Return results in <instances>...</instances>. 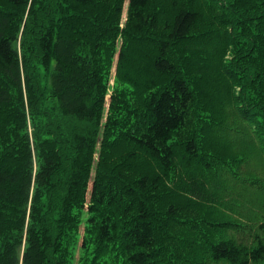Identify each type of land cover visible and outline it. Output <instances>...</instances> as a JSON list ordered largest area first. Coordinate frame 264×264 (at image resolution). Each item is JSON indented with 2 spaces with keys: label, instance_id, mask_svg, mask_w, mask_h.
Wrapping results in <instances>:
<instances>
[{
  "label": "trees",
  "instance_id": "1",
  "mask_svg": "<svg viewBox=\"0 0 264 264\" xmlns=\"http://www.w3.org/2000/svg\"><path fill=\"white\" fill-rule=\"evenodd\" d=\"M68 1V18L61 0L0 3V264H66L85 208L79 247L94 260L113 249L120 264H164V225L154 217L206 211L223 218L210 223L223 237L209 241L200 264H264V0ZM98 1L113 3L117 16L126 2L122 32L150 45L137 64L127 49L118 53L110 144L98 136L107 73L80 60V40L65 34L74 7ZM193 38L203 51L234 54L223 72L240 92L217 89L238 117L217 122L219 135L197 122V89L179 54L186 45L195 54ZM255 88L259 102L248 97ZM119 143L135 164L131 176L122 160L108 166ZM160 189L172 196L152 199L154 207L132 201Z\"/></svg>",
  "mask_w": 264,
  "mask_h": 264
},
{
  "label": "rangeland",
  "instance_id": "2",
  "mask_svg": "<svg viewBox=\"0 0 264 264\" xmlns=\"http://www.w3.org/2000/svg\"><path fill=\"white\" fill-rule=\"evenodd\" d=\"M70 4L73 6V4L68 0H61L62 7L59 13L66 15L67 18L70 16V13H72V6H70ZM112 7L113 3L105 1H98L92 6L87 7H74L76 12L68 20V29L65 33H68L70 36H74L77 40H80L81 44L77 49V55L80 60L88 64L98 65L103 73H107L108 84H106L104 103L103 108L101 109V117L98 128L99 139H101V137L104 138L102 140V144H110L109 141L114 138L113 134L109 133L110 129L106 124V120L112 112L110 109L112 94L118 90V87H122L121 83L118 82L117 84V82H115V76L118 74V70L116 68L119 55L118 53L123 49H125L126 52L127 49V52H129V54L131 53L130 57H135L134 62L137 64L139 58H143L145 56L142 51L150 47L149 43L140 46L141 41L139 39L134 40L127 35V33L122 32L123 30H126L127 3L124 2L122 11L118 16L112 13ZM38 9L44 10V7H39ZM24 13L22 26L20 25L21 29L23 27L25 17L27 19L28 16L26 12ZM59 13H57V16ZM50 21L51 26H55L56 21ZM59 24H61V26H66L63 22H60ZM21 29L18 31V36L21 34ZM96 37H98L97 42ZM258 37L264 38V35L259 34ZM19 40V38L16 40V46H18ZM194 40L195 39L193 38L191 44L198 45V50H196L194 55L189 53V51H192L190 45H186L187 47L183 48L181 46L179 54H187V57H183L182 60L186 67L187 77L191 81L192 87L197 89L196 95L198 103L194 105L197 106L196 112L198 125H201L204 128L217 129V133L215 135H219V132L222 130H219L221 127L217 126L216 123L225 121V125H231L232 120L237 116L235 113L230 111L229 106L226 103L230 102H225V99L223 98L224 92L217 89L220 85H222L225 89H230V93L232 94H239L240 92L241 87H239V85L230 82L233 88L228 86L226 83L228 79L224 78L226 74L223 72L224 66L228 65L229 61L234 59V54L232 53L231 48L225 49L222 55H218L216 53L212 54L209 48H206L205 51H203L202 44L199 43L198 40ZM217 60L220 64L213 62ZM200 68L201 71H199ZM254 86L255 84H253V87ZM248 97L252 98L253 102H259L261 99L257 88H255V90H250L248 92ZM232 116L234 117L233 119ZM226 128V126L222 127L223 130ZM106 130L109 132L104 134ZM119 145L120 146L114 147L111 150L109 148L111 157L109 161L107 160L108 166L110 167L112 164L122 160L120 169H123L124 172L127 170L124 167L126 165L128 171L126 172L127 174L125 173L124 175L131 176L133 175V167L135 164L130 165L128 159L125 158L127 146L124 143H119ZM221 146H224V144H221ZM221 150L225 152L229 151L226 149ZM95 151L96 162L98 161L100 148L96 147ZM94 170L95 165L93 164L90 172L91 177L94 175ZM127 185H133L131 180L127 181ZM171 187L173 189L176 188L174 185L169 184V188ZM153 189L154 187L151 186L148 192ZM148 192H136L132 201L137 202L135 197L139 196L138 198L143 199L146 204L149 203L150 205H153L152 199H155V201H162L166 199V196H172L171 192H166V189H160L158 192L153 193L150 196H146V193ZM175 197L179 198L178 201L184 203V199L180 198L179 195H175ZM170 199L173 200L172 197H170ZM87 205L88 203L84 204V207ZM156 209L158 211L160 210L159 207H156ZM205 212L206 211L194 212L185 215L178 214L173 218L163 217L161 216L163 215L161 214L162 212H160L158 213V216L154 217L157 224H160L161 222L164 225L162 232H160L162 235V241H160V244H163L161 251L164 253L165 258L163 261L164 264H200L201 260L209 259V252L207 251L209 241L214 242L223 237L219 234L221 231L213 227L210 223L221 221L223 218L219 216L205 215ZM88 217L86 208L81 210L78 217L77 234L74 238V241L76 240V242L67 254L66 264H91V262L92 264H120L121 258L113 249H107V251L99 257L100 259L94 260L92 254L83 251L79 247V241L85 235V229L88 226ZM195 261L200 262L196 263Z\"/></svg>",
  "mask_w": 264,
  "mask_h": 264
},
{
  "label": "bare ground",
  "instance_id": "3",
  "mask_svg": "<svg viewBox=\"0 0 264 264\" xmlns=\"http://www.w3.org/2000/svg\"><path fill=\"white\" fill-rule=\"evenodd\" d=\"M264 95V94H263Z\"/></svg>",
  "mask_w": 264,
  "mask_h": 264
}]
</instances>
